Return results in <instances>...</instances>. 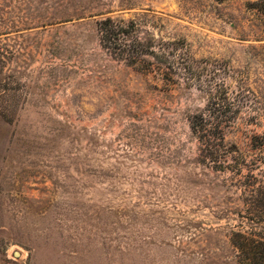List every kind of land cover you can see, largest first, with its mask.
<instances>
[{
	"label": "rangeland",
	"instance_id": "obj_1",
	"mask_svg": "<svg viewBox=\"0 0 264 264\" xmlns=\"http://www.w3.org/2000/svg\"><path fill=\"white\" fill-rule=\"evenodd\" d=\"M254 1L0 0V264H238L233 233L260 229L243 184L263 168L202 162L189 117L211 93L229 142L264 135ZM106 17L156 51L181 41L191 70L117 59Z\"/></svg>",
	"mask_w": 264,
	"mask_h": 264
},
{
	"label": "trees",
	"instance_id": "obj_2",
	"mask_svg": "<svg viewBox=\"0 0 264 264\" xmlns=\"http://www.w3.org/2000/svg\"><path fill=\"white\" fill-rule=\"evenodd\" d=\"M251 6L264 18V0L254 1ZM137 27L134 20L103 18L97 23L100 44L114 57L129 64L142 61L147 66L144 70L158 74L163 80H169L180 68L191 70V65L178 52L180 47L178 45H182L181 41L170 42L166 44L168 47H159L156 51L151 47L150 40L142 43L138 37L134 39L131 37ZM182 63L184 67H180ZM208 98L207 113H195L189 117L190 130L196 138L201 161L221 164L223 158L231 156L234 164V169H231L233 173H241L246 163L250 162L252 167H245L247 173L254 166L262 167L263 169L259 170L264 177V135L254 134L250 149L246 152L241 151L237 145L226 139V132L223 129L211 126V120L217 117L215 113L218 112L217 107L219 103L222 104V100L211 93ZM243 186L250 188L247 210L251 217L248 219L260 226V229L252 232L235 231L231 243L238 251V264H264V185L256 186V183L246 181Z\"/></svg>",
	"mask_w": 264,
	"mask_h": 264
}]
</instances>
